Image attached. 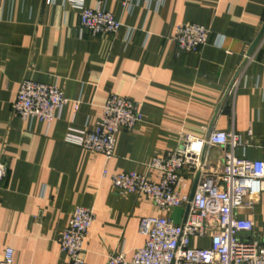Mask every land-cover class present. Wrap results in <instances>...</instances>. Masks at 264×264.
<instances>
[{
    "label": "crops",
    "instance_id": "1",
    "mask_svg": "<svg viewBox=\"0 0 264 264\" xmlns=\"http://www.w3.org/2000/svg\"><path fill=\"white\" fill-rule=\"evenodd\" d=\"M79 1L112 13L119 32L80 37V10L68 0H0V161L7 166L0 262L12 248L14 264H65L58 241L76 207L96 215L86 264H106L121 249L131 260L146 241L140 220L159 211L141 194L118 191L112 176L147 174L154 157L175 152L186 136L235 132L247 144L235 150L238 158L264 160V35L248 56L264 25V0ZM183 24L209 29L208 44L179 54L174 37ZM24 79L64 92L69 102L58 119L48 125L12 114ZM111 95L139 104L144 116L118 132L114 156L66 144L70 129H95ZM228 151L207 144L203 159L221 166ZM241 215L264 239V191ZM210 244L193 239L195 247Z\"/></svg>",
    "mask_w": 264,
    "mask_h": 264
},
{
    "label": "built area",
    "instance_id": "2",
    "mask_svg": "<svg viewBox=\"0 0 264 264\" xmlns=\"http://www.w3.org/2000/svg\"><path fill=\"white\" fill-rule=\"evenodd\" d=\"M68 2L80 10V37L84 34L92 37L116 35L122 27L110 12L88 8L79 0ZM209 34V29L202 25L178 26L174 37L177 52L199 51L208 44ZM238 89L236 77L228 92L233 101ZM68 102L59 87L24 79L12 104V114L24 121L39 120L49 125L61 116ZM143 120L139 104L111 95L95 129H70L64 142L110 159L114 156L118 132L131 130ZM207 144L229 147L223 165H211L203 159ZM239 147L245 150L247 144H243L235 132H215L207 140L186 136L175 152L154 157L147 174L121 172L113 175L112 183L118 191L145 196L159 214L140 220L139 233L146 241L131 260L121 249L111 254L106 264H264V239L253 237V221L241 215V210L254 206L264 191V160L238 158L235 150ZM262 148L264 150V141ZM190 172L195 178L199 174L192 199L194 180L187 176ZM6 174L7 166L0 161V190ZM188 206L185 222L184 215L180 224L170 219L175 209L186 210ZM95 219L94 211L89 208L74 209L58 241L66 255L65 264H86L83 259L85 242ZM195 238H208L211 244L206 248L195 247ZM0 264H14L12 248L6 249Z\"/></svg>",
    "mask_w": 264,
    "mask_h": 264
},
{
    "label": "water",
    "instance_id": "3",
    "mask_svg": "<svg viewBox=\"0 0 264 264\" xmlns=\"http://www.w3.org/2000/svg\"><path fill=\"white\" fill-rule=\"evenodd\" d=\"M264 35V25L257 37V39L255 40L253 46L251 47L249 53H248V56H250L252 54V52L254 51V49L256 48V46L258 45V43L260 42V40L262 39ZM198 179H199V174H197L195 180H194V183H193V186H192V191H191V199H192V196H193V193L195 191V188H196V185H197V182H198ZM188 211H189V206L186 208V210L184 209H175L171 216H170V219L176 223V224H180V221H181V217L184 215V222L186 221L187 219V215H188Z\"/></svg>",
    "mask_w": 264,
    "mask_h": 264
}]
</instances>
